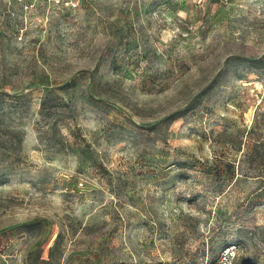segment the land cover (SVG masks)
Returning a JSON list of instances; mask_svg holds the SVG:
<instances>
[{"label": "rangeland", "instance_id": "rangeland-1", "mask_svg": "<svg viewBox=\"0 0 264 264\" xmlns=\"http://www.w3.org/2000/svg\"><path fill=\"white\" fill-rule=\"evenodd\" d=\"M264 264V0H0V264Z\"/></svg>", "mask_w": 264, "mask_h": 264}, {"label": "built area", "instance_id": "built-area-1", "mask_svg": "<svg viewBox=\"0 0 264 264\" xmlns=\"http://www.w3.org/2000/svg\"><path fill=\"white\" fill-rule=\"evenodd\" d=\"M57 2H64V0H57ZM231 257H232L231 252L226 251V252L222 255L219 264H231Z\"/></svg>", "mask_w": 264, "mask_h": 264}]
</instances>
